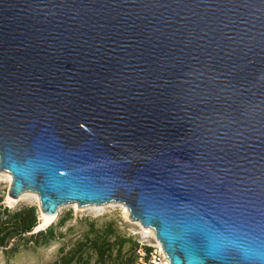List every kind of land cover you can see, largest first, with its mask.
I'll list each match as a JSON object with an SVG mask.
<instances>
[{
    "label": "water",
    "instance_id": "water-1",
    "mask_svg": "<svg viewBox=\"0 0 264 264\" xmlns=\"http://www.w3.org/2000/svg\"><path fill=\"white\" fill-rule=\"evenodd\" d=\"M3 169L170 264H264V0H0Z\"/></svg>",
    "mask_w": 264,
    "mask_h": 264
},
{
    "label": "rangeland",
    "instance_id": "rangeland-1",
    "mask_svg": "<svg viewBox=\"0 0 264 264\" xmlns=\"http://www.w3.org/2000/svg\"><path fill=\"white\" fill-rule=\"evenodd\" d=\"M8 174L7 170L0 171V192L3 194V206L14 209L22 205H34L38 214L36 226H39L38 228L35 226L32 232L50 225L53 227L54 236L43 244H21L14 252L0 247V264H53L60 255V248L66 251L71 247L82 236L91 221L96 225L113 221L120 233L137 242V247L141 245L140 243L152 244L155 242V238L144 232L121 208L112 205L100 204L95 207L78 206L76 203L61 205L56 217L51 222L44 223L39 217V200L34 191L29 190L27 194L20 198L15 197L14 200L7 198L11 183L8 181Z\"/></svg>",
    "mask_w": 264,
    "mask_h": 264
},
{
    "label": "trees",
    "instance_id": "trees-1",
    "mask_svg": "<svg viewBox=\"0 0 264 264\" xmlns=\"http://www.w3.org/2000/svg\"><path fill=\"white\" fill-rule=\"evenodd\" d=\"M0 192V247L16 251L21 244H43L53 238L52 226L32 232L38 223L34 205L14 209L3 206ZM137 242L120 233L113 221L96 225L88 223L82 236L60 255L53 264H134Z\"/></svg>",
    "mask_w": 264,
    "mask_h": 264
},
{
    "label": "built area",
    "instance_id": "built-area-1",
    "mask_svg": "<svg viewBox=\"0 0 264 264\" xmlns=\"http://www.w3.org/2000/svg\"><path fill=\"white\" fill-rule=\"evenodd\" d=\"M140 244L136 249L134 264H170L169 257L156 239L152 244Z\"/></svg>",
    "mask_w": 264,
    "mask_h": 264
},
{
    "label": "bare ground",
    "instance_id": "bare-ground-1",
    "mask_svg": "<svg viewBox=\"0 0 264 264\" xmlns=\"http://www.w3.org/2000/svg\"><path fill=\"white\" fill-rule=\"evenodd\" d=\"M7 176H8V181L10 182V181H11V174L9 173ZM34 192H35V191H34ZM25 194H27V191H24V192L20 193V194L17 196V198H20V197L24 196ZM35 195H36V197H37V199H38V196H37L36 192H35ZM7 198L10 199V200H14V199H15V197L10 196L9 194H8ZM73 204H75V202H73ZM88 205H89V206H94V207H95V206L100 205V204H88ZM102 205H112V206H115V207H119V208H121V210H122L126 215H128V209H127L126 206H125L122 202H120V201H110V202H107V203H103ZM60 208H61V207H59L57 211H59ZM56 215H57V213H45V212H43V211H40V215H39V217L42 219V221H43L44 223H48V222H51V221L56 217ZM133 222L136 223L137 225H139V227H140L141 229H143L144 232H146V233L152 235L153 238H155V235H154L153 229H152L151 227H148V226H142L138 221H135V220H133ZM38 226H39V225H38ZM38 226H36V228H38ZM155 239H156V238H155ZM156 240H157V239H156ZM157 241H158V240H157ZM158 242H159V241H158Z\"/></svg>",
    "mask_w": 264,
    "mask_h": 264
}]
</instances>
